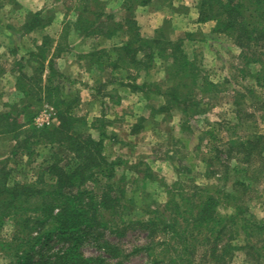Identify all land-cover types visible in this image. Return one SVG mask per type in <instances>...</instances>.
Instances as JSON below:
<instances>
[{
	"label": "trees",
	"instance_id": "obj_1",
	"mask_svg": "<svg viewBox=\"0 0 264 264\" xmlns=\"http://www.w3.org/2000/svg\"><path fill=\"white\" fill-rule=\"evenodd\" d=\"M70 2H76V21L65 23L58 41L46 35L42 46L30 53L34 73L28 75L25 67L19 68L21 101L0 112V137L14 144L12 157L33 158L38 148L47 152L33 182L14 181L11 161L0 160V254L10 258L9 264H111L104 257L84 256L85 234L109 231L123 237L138 228L147 234L148 241L135 252L144 253L148 264H233L239 249L261 259L264 221L255 218L246 199L253 180L264 177V131L226 142L215 129L207 131L205 178L217 183L199 185L191 174L192 184L178 181L168 187V202L152 210L149 218L127 221V192L121 183L124 179H117L120 163L105 153V125L90 126L78 116L80 96L73 90L76 83L58 68V59L69 52L72 33L98 41L123 35L111 49L95 48L81 58L100 74L111 70L107 84L131 88L146 101L154 95L162 98L163 104L152 108L153 116L181 111L185 132L190 131L194 117L211 107L208 93L219 95L220 85L211 81L196 56L186 51L191 33L174 38L171 21L166 20L153 36L142 35L137 8L156 3L160 8H175L173 0H124L127 16L113 24H109L114 19L102 0ZM197 7L198 23H215L212 32L230 38L241 50L240 60L263 64L255 57L264 51V0H198ZM51 25L52 19L42 11L30 13L24 29L29 33ZM157 61L165 73L162 84L148 77ZM116 71L133 73V79L117 77ZM100 81L96 79L93 88L97 95L104 87ZM46 104L56 109V121L51 127L38 129L34 119ZM260 110L264 111V102ZM236 114L242 120L243 112ZM100 119L94 123L102 122ZM140 121L147 122V118ZM141 126L134 128L139 131ZM91 129L100 130L99 139L93 137ZM227 206L233 212L222 213ZM9 223L14 231L5 238L2 233ZM242 233L244 246L235 245ZM54 239L66 242V248L55 250L50 245ZM260 243L262 248L257 247ZM100 247L115 264H124L129 257L106 240Z\"/></svg>",
	"mask_w": 264,
	"mask_h": 264
},
{
	"label": "rangeland",
	"instance_id": "obj_2",
	"mask_svg": "<svg viewBox=\"0 0 264 264\" xmlns=\"http://www.w3.org/2000/svg\"><path fill=\"white\" fill-rule=\"evenodd\" d=\"M102 2L114 19L109 24L122 22L127 16L124 0H102ZM173 4L175 8L166 6L160 8L158 3L139 7L135 15L141 33L145 37L153 36L166 20L171 21L174 38L191 33L186 41V51L191 56H196V61L205 69L209 79L220 85L219 95L209 96L208 93V102L211 107L205 114L192 119L190 131L182 130L183 114L179 110H173L166 115L153 116L152 108L161 106L164 102L162 98L154 95L150 101H146L141 94L133 93L131 88L117 83L107 84L106 81L112 77L111 70H107L104 74L99 73V76L92 78L93 69L90 68L89 61L79 58L80 55L76 59L72 58L71 66L68 64V59L66 60V64L70 66H67L66 71L76 83L73 90L80 96L76 111L78 116L86 119L90 126L105 125V128H102L106 133L105 153L109 159L120 163L117 179H124L121 183L127 192L124 199L126 206L124 216L127 221L149 218L148 214L152 210L168 202V187L178 181L192 184L189 181L191 174L194 182L199 185L217 183L216 179L205 178L207 170L205 160L208 158L207 144L209 142V137L205 134L207 131L215 129L216 135L224 139V142L264 131L262 119L264 111L260 110L264 102V51L255 57L263 64H247L246 60H240L241 50L230 38L213 33L210 25L207 27L203 26L205 24L198 25L200 23L195 21V16L199 17L198 0H173ZM74 6L76 2L72 3L70 0L59 2L49 0L45 9V17L52 19L49 36L57 37L55 35L64 28L65 23L76 21L77 13ZM6 20L0 15L1 23H5ZM120 38H123V35H120ZM120 38L81 41L74 33L70 44L71 42L77 44L76 49L79 54H82L86 50L90 51L99 47L111 49L114 44H118ZM56 40L58 41L59 37ZM259 73L262 75L260 81H257ZM115 74L117 77L133 79V73L116 71ZM148 77L153 82L163 83L165 73L161 61L156 62V67ZM98 78L101 80L99 84L102 83L104 87L97 95L93 88L96 87L95 82ZM140 81L142 82V79ZM88 82L92 84L91 90L88 88L91 86ZM4 90L5 88L0 85V97ZM96 95L97 97L94 98ZM18 96L20 94H12L4 103L0 98V112L7 110L8 105L19 103L22 96L20 98ZM46 105L54 108L50 104ZM54 110L56 112L55 108ZM238 110L243 112L242 120L237 117ZM96 116L101 118L102 122L94 123ZM141 117L147 118V122L140 123ZM20 120L23 122L24 118L20 117ZM137 124L142 125L139 131L134 128ZM90 132L96 139L100 138V130L91 129ZM13 145L7 137H0V160L11 161L9 168L14 181H35L39 166L46 158L47 152L38 148V154L33 158L27 156L15 158L12 157ZM223 156L226 158V154ZM149 172L153 173V177H147ZM249 191L246 204L256 219L264 221V177L253 180ZM221 212L230 214L233 209L227 206L223 207ZM13 231L14 225L9 223L2 236L9 238ZM105 240L129 255L124 264H148L144 253L135 252L138 247L145 245L148 241L147 234L141 229H132L123 237H118L109 231L85 234L81 247L84 256L86 258L104 257L111 264H115L116 261L111 260L108 253L100 247ZM245 242L246 237L242 233L235 241V245L244 246ZM50 245L54 246L55 250L67 246L66 242L58 243L57 239H54ZM262 246V243L257 244L258 248ZM260 252L263 255L261 259H258L248 256L245 249H239L236 251L233 264H264V249ZM10 261V258L0 254V264H9Z\"/></svg>",
	"mask_w": 264,
	"mask_h": 264
},
{
	"label": "crops",
	"instance_id": "obj_3",
	"mask_svg": "<svg viewBox=\"0 0 264 264\" xmlns=\"http://www.w3.org/2000/svg\"><path fill=\"white\" fill-rule=\"evenodd\" d=\"M48 4L49 0H0V15L7 19L5 23L0 22V36H2L0 38V85L5 88L4 91L6 92L4 93L3 91L2 97H0L3 99V103L7 101L8 99L6 98L10 95L12 96V94H20L18 98L21 96L23 97L17 88V79L20 74L19 68L21 66L25 67L24 72L28 75L34 73V62L30 58V53L37 51L38 48L42 46L44 37L50 35L49 33L52 26L45 29L33 30L29 33L25 32L24 26L27 16L30 13L42 11L45 13ZM198 18V15H196L195 21H198ZM198 25L202 26L203 24ZM208 25H210L211 28H214L213 22L206 23L203 26L207 27ZM62 32L63 29H61L60 32H58L59 34L55 36L60 37ZM72 34H74V32ZM57 37H55V39ZM78 40L85 41L80 36H78ZM76 45L77 44L71 42L69 52L63 54V56L57 61L58 68L67 76H69L66 71L68 69L67 66L68 64L70 66L73 64L72 58L76 59L79 55L88 54L92 51L86 50V52L79 54ZM66 60L69 61L68 64H66ZM92 72V78L96 77L97 73H99L96 68H93ZM88 84L91 85L88 86L91 90L92 84L90 82H88ZM97 117L98 116H96V118Z\"/></svg>",
	"mask_w": 264,
	"mask_h": 264
},
{
	"label": "built area",
	"instance_id": "obj_4",
	"mask_svg": "<svg viewBox=\"0 0 264 264\" xmlns=\"http://www.w3.org/2000/svg\"><path fill=\"white\" fill-rule=\"evenodd\" d=\"M56 121V112L54 108L45 105L34 119V126L38 129H44L54 125Z\"/></svg>",
	"mask_w": 264,
	"mask_h": 264
}]
</instances>
